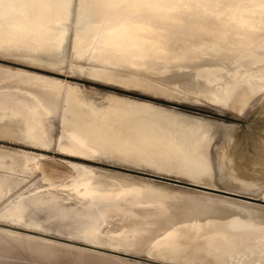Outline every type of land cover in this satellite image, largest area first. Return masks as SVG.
<instances>
[{"label": "bare ground", "instance_id": "1", "mask_svg": "<svg viewBox=\"0 0 264 264\" xmlns=\"http://www.w3.org/2000/svg\"><path fill=\"white\" fill-rule=\"evenodd\" d=\"M69 32L68 70L90 80L185 98L184 92L163 85L164 80L203 101H224L241 84L247 93L264 90V0H0V56L41 64L53 72L0 64V134L19 147L63 155L76 176L56 184L43 174L45 189L55 195L60 187L94 206L54 213L68 219L76 237L91 243L89 247L27 232L19 203L1 210L0 240L77 264H140L118 252L142 254L151 264L181 259L191 264H264V204L238 192L263 187L264 164L244 153L246 157L240 155L249 164L241 166L235 151L226 154L231 128L216 133L218 141L210 139L212 126L222 122L209 115L122 96L106 97L101 106L81 99L56 76ZM236 89L241 93L242 88ZM58 103L61 120L55 142L49 118ZM104 153L136 166L182 174L196 181L179 177L186 185L200 191L98 171L87 164ZM15 155L1 153L0 170L15 168L24 178L43 172V153ZM14 176L0 175V199L8 182L13 187L22 180ZM202 178L210 186L225 179L236 187L210 192L198 185Z\"/></svg>", "mask_w": 264, "mask_h": 264}, {"label": "rangeland", "instance_id": "2", "mask_svg": "<svg viewBox=\"0 0 264 264\" xmlns=\"http://www.w3.org/2000/svg\"><path fill=\"white\" fill-rule=\"evenodd\" d=\"M70 28L72 30L73 28L72 23H70ZM68 35H69V39L67 41V47H66V53H65L66 55L63 59L59 61L60 66L56 70V73H57L56 76H58L64 83H69L81 99L86 100V101L88 100V102H93V104L97 106H101V105H106V97L114 95L118 97L122 96L133 102H139V103L143 102L145 104H150L152 106H156L160 108L174 109L175 111L177 110L180 112H187V113H198L199 115H202L205 117L209 115L215 118L216 120H218L219 122H222L221 125L215 124L212 126V129L213 128L216 129V127L217 129L216 130L214 129L215 131L213 130L214 136L212 134V129H211L212 136L210 135L211 136L210 139L214 138L213 139L214 141L215 140L218 141L217 138L215 139V137H217L216 133H221L222 131L224 132V129L226 133L231 130L230 134L229 132L227 133L228 135L226 139L228 140L229 144L226 146V149H225L226 154L231 155L235 151L237 157L240 158L238 159V163L241 166H244V165L247 166L249 164L245 161L246 160L245 154H248L249 156H252L253 158H255V161H257V163L259 162V164H264V92H263L264 90L262 91L258 90L256 92H253L252 94L247 93V91L245 90V85L241 84L240 86H237V87L242 88L241 93L243 94L244 97H240L241 95L240 92L238 93L235 92V89L237 88L235 87L234 91H232V94L233 93H234L233 95L238 94L236 95L238 97H235V96L233 97L232 94H230L228 99H225L224 101L223 100L218 101L215 99H206L203 97L204 98V101H203L202 99L199 98V97L202 98V96L199 95L198 97V94L196 93L195 95L193 93L192 95H190L191 97H188L189 94H191L192 92L187 91V90L184 91L182 89L180 90L179 87L173 84H170V83L168 84V82H165L164 80L163 82H161L162 80L157 81L158 78L155 79L156 77L154 78V76L152 79H150L152 76L150 77V75L148 74L145 76V73L140 72L139 74V72H136L139 76H142V77L145 76L146 78L152 81H155L158 83L161 82L163 85L166 84V86H168L169 88L171 89L174 88L173 90H176L178 92L181 91V93L184 92L185 94L183 93L184 95L183 94L182 95L183 96L186 95L188 99L191 98L192 100L190 99L191 100L190 101L186 98V96L185 98L183 97V98L175 99V97L172 98V97H167L163 95H151V93H147L142 90L124 89L125 87L123 86L115 85L113 83L106 82V81L90 80V79H87V77L85 76H81L78 74H72L68 70V64L71 60V54H72L71 53L72 51L70 49L71 32H69ZM0 59L3 60V61L0 60V64L6 65V66H12V67L20 66L31 72H39V73H44L48 75H51L53 73L51 72V70H49L48 68H46L45 66L41 64H35L33 62L18 60L16 58L9 60V59H5L4 56H0ZM239 88H237L236 90H238ZM258 92L260 94H258ZM230 96L233 101L230 100ZM245 96L247 99L245 98ZM234 98H237V99L234 100ZM241 98L246 99V100H243ZM179 99L181 100L185 99V100L181 101ZM186 99L188 100V102ZM195 99L196 101H194ZM226 100L228 102L227 105H226ZM237 100H239L238 103H237ZM214 103H216L217 105ZM241 104H243V106ZM60 120H61L60 104L58 103L57 110L49 118L50 134L55 142H56L57 133L59 131L58 126L60 124ZM229 123L231 126L229 125ZM227 128H231V129L226 131ZM208 149L210 150L209 147ZM4 151L12 152V155L14 157H16L15 154H21V153H26V154H30V155H34L38 157L40 153H43L44 159L40 160L41 161L40 166L42 167L43 172L36 171L33 175H30L27 178L21 177V174L16 172L15 168L14 170H11V171L4 170V169L0 170V175H3V176L5 175L8 177L18 175V177L22 179L19 184L14 185L13 187H9L11 182H8V184L6 185L7 187L6 194L3 198L0 199V212L3 209V207L11 206L13 203L20 202L25 197V195L28 194V190H32L33 188H36V187H38L37 189H43L44 187H48V186H45L47 185L48 182L43 179V174L47 175L50 181L56 184L65 183V182L69 183L76 176V173L74 174V172L71 171L67 167V164L64 161L65 157L63 155H60L53 149H50L47 152H41L38 150L31 149L29 147H26V148L19 147L13 143V139L0 134V154L3 153ZM240 154L244 155L245 157L243 158ZM87 164L93 166L96 170L99 169L98 171L125 174L131 177H134V178L149 179V180L156 182L157 184H161V185L176 188V189L198 190V187H195V186H190V187H193V188H190L189 185H186V184L175 185L177 184L175 182L169 183L167 181L168 179H165L163 177L154 176L152 173L144 171L143 169H147L151 172L159 173L160 175H166V176L175 175L178 177L186 178L190 182L196 183V181L193 180L192 178L182 176V174H177V173L169 174L167 172L158 171L153 168L136 166V165L127 163L121 160L119 157L112 155V154H105V153L99 154L95 156L94 160L92 159L88 161ZM127 168H130V169H127ZM139 170L144 171V173L139 172ZM204 179H206L207 181ZM164 181H167V182H164ZM208 183H209V180L207 178H202L201 183H198V185H200V187L210 188L209 190L210 192L213 189L223 190V187H227V188L236 187L234 182L225 180V179L219 182H218V179L214 181L212 184V186L214 187L208 185ZM258 188L255 189L254 191L249 190L246 192L245 191H238V192L242 193L241 195L251 196L252 197L251 201L264 204L263 201L261 200V198L264 200V196H263L264 184H263V187L261 185V187H258ZM59 189L60 187H57L55 193L63 194L64 191H67L63 189L62 191ZM212 192H215V191H212ZM216 193H219V192H216ZM54 212L55 211H53L52 209L48 207L40 208V209H33L32 211L29 210V215L37 220V225H35V227L25 228L24 230H26L27 232L34 231L35 233L41 234L44 237L46 236L51 239L64 240V241L71 243L73 238L76 237L75 235L76 233L73 232V230L70 228V225L64 224L63 220H61L59 216L55 215ZM1 241L2 240H0V264H55V262L56 264H58L60 260H61V263L63 264L65 262L67 264H77V262H74L73 259H71L73 260L72 261L73 263L72 262L70 263L71 261L70 259L64 258V259H68V260H64L63 257H59L60 260L58 259L59 261H57V257L59 255L57 257L55 256L57 255L55 253H53L55 255H53L52 253H49L48 255L47 254L48 252L45 253V250H42V249L40 250L33 249L32 246L31 247L28 246L29 249L32 250L33 252L32 253L30 250H28L27 246L23 247L24 245H20L18 243L9 244V242L5 243L4 241H2L3 242L2 243ZM12 244L15 245L16 248H14ZM75 244L81 245L80 243H75ZM34 250L36 251V253H34ZM41 252H42V255H40ZM43 254L44 255L47 254V256L46 255L44 256ZM117 254L129 258L130 261H137L140 264H151L148 262L149 258H147L146 256L142 254H137L134 252H127V253L118 252ZM53 260L54 261L56 260V261L54 262ZM163 263L191 264L186 259L177 260L175 262L164 261Z\"/></svg>", "mask_w": 264, "mask_h": 264}, {"label": "crops", "instance_id": "3", "mask_svg": "<svg viewBox=\"0 0 264 264\" xmlns=\"http://www.w3.org/2000/svg\"><path fill=\"white\" fill-rule=\"evenodd\" d=\"M37 188L38 187L33 188L32 190H28V194H26L25 197L20 202H18L24 208V223L22 225L23 229L35 227V225H37V220L29 215V210L32 211L33 209L48 207L56 212L61 209L66 211H75V210H89L94 207V206L90 207V205H88L87 203L80 201L76 196L68 193V190L64 191L63 194L55 193V195H53L50 192H48L45 189V187L43 189H37ZM54 192H56V190H54ZM60 219L63 220L64 224L69 225V223L67 222L69 221L68 219H64L61 217ZM75 238H73L71 243L73 244L80 243L81 245L78 244L75 245L81 247L91 246V243L84 242L77 237Z\"/></svg>", "mask_w": 264, "mask_h": 264}, {"label": "water", "instance_id": "4", "mask_svg": "<svg viewBox=\"0 0 264 264\" xmlns=\"http://www.w3.org/2000/svg\"><path fill=\"white\" fill-rule=\"evenodd\" d=\"M124 168H126V167H124ZM127 169H130V168H127ZM139 172H143L144 173V171H142V170H139ZM168 178V182L169 183H172L173 182V180H176V182L178 183V184H175V185H181V184H185V183H188V182H186V181H184L182 178H179V177H176V176H174V177H172V176H169V177H165V179H167ZM167 181H164V182H167ZM188 185V184H187ZM189 187H190V185H189ZM190 188H193V187H190Z\"/></svg>", "mask_w": 264, "mask_h": 264}]
</instances>
